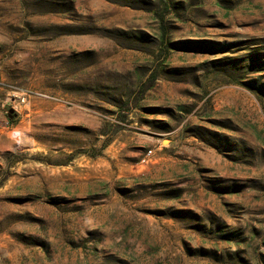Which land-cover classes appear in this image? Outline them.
<instances>
[{"label": "rangeland", "instance_id": "obj_1", "mask_svg": "<svg viewBox=\"0 0 264 264\" xmlns=\"http://www.w3.org/2000/svg\"><path fill=\"white\" fill-rule=\"evenodd\" d=\"M0 264H264V0H0Z\"/></svg>", "mask_w": 264, "mask_h": 264}, {"label": "built area", "instance_id": "obj_2", "mask_svg": "<svg viewBox=\"0 0 264 264\" xmlns=\"http://www.w3.org/2000/svg\"><path fill=\"white\" fill-rule=\"evenodd\" d=\"M152 154V150H150L149 152H148V155L147 156H150ZM145 161V160H144Z\"/></svg>", "mask_w": 264, "mask_h": 264}]
</instances>
